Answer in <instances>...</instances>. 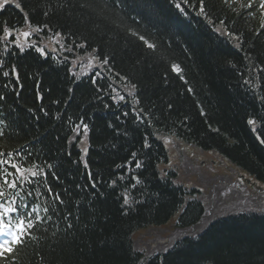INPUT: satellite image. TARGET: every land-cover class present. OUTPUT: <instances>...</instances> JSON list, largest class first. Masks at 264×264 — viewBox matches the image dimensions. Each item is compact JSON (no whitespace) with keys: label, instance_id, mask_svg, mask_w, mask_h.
Segmentation results:
<instances>
[{"label":"trees","instance_id":"1","mask_svg":"<svg viewBox=\"0 0 264 264\" xmlns=\"http://www.w3.org/2000/svg\"><path fill=\"white\" fill-rule=\"evenodd\" d=\"M188 1L182 13L171 0H18L21 8L0 12V152L47 174L19 189L32 192L28 203L38 204L45 219L15 253L16 264H264V218L250 215L211 222L200 235L181 238L149 260L140 252L142 234L137 231L153 224L174 226L184 213L176 215L180 201L190 200L187 189L154 171L165 151L152 129L227 158L264 186V16L259 0H252V8L249 0H206L212 21H225L217 35L198 15L199 0ZM25 18L42 31L60 32L70 51L99 49L104 83L94 87L87 80L74 86L64 62L20 52L12 36L5 39L4 29L23 26ZM225 29L241 39L221 34ZM141 35L155 47L149 49ZM105 56L111 58L108 65ZM173 63L182 68L184 81L171 71ZM12 65L18 82L2 75ZM109 84L127 93L137 86V109L148 114L143 122L117 110ZM249 118L257 123L250 126ZM78 120L90 129L87 168L65 137ZM145 137L150 148L143 146ZM136 160L142 168L135 167ZM133 176L140 179L136 203V187L128 188L135 183ZM49 186L62 204L48 194ZM125 194L129 206L123 205ZM43 208L50 209L47 215ZM5 264H13V258Z\"/></svg>","mask_w":264,"mask_h":264},{"label":"snow or ice","instance_id":"2","mask_svg":"<svg viewBox=\"0 0 264 264\" xmlns=\"http://www.w3.org/2000/svg\"><path fill=\"white\" fill-rule=\"evenodd\" d=\"M10 0H3V2H0V10H2L6 4H8ZM185 3L188 2V0H184ZM227 2V0H226ZM16 8H21L20 3L15 4ZM177 8L181 7V4L176 5ZM248 8L253 7L252 0H249V3L247 5ZM259 8L264 10V0H259ZM47 15V13H45ZM198 15H201L202 17H205L208 21L209 24H212V17L209 14L208 11H206V0H199V9H198ZM261 15L264 16V12H261ZM27 19V18H26ZM225 21L220 20V25H224ZM261 30H264V23H261L260 26ZM37 31H42V29L39 28V26L36 29ZM215 31L220 33V29L216 28ZM5 32V39H10L12 36V31H9L7 28L4 29ZM223 35H229L232 36L234 39H241V37H238L234 32H229L227 29L223 33ZM23 37L27 40L32 34L29 32H23L22 33ZM61 35L60 32L56 33V36L59 37ZM133 36L137 35V33L133 32ZM139 39L144 42V44L149 48L152 49L155 46L150 43L143 35L139 36ZM15 47H17L20 52H24L26 50L25 46L22 45L19 42V38L15 41H13ZM34 45H27L28 48L33 47ZM36 51L39 52L42 56H46L47 53L44 51L43 48L39 46H35ZM79 47L84 48L86 47V44H80ZM239 47V45H237ZM70 50V49H69ZM5 51H7V47H5ZM93 52L99 55V49H93ZM111 58L105 56L103 58V64L108 65L110 63ZM89 64H91V61H89ZM3 63L0 62V69H2ZM171 71L175 73L177 76H179L180 80L184 81L185 77L181 74L182 73V68L180 67L179 64L173 63L171 64ZM2 75L4 77H14L16 81H19V73L17 71V68L15 65L11 66V70H4L2 71ZM102 75L100 71L96 72V75L92 77V83L95 85L97 84V79ZM119 76V79L125 80L127 79L124 76ZM79 79V77H77ZM249 81L245 80V84H248ZM109 88H111V91L115 93L114 96H112V100L114 103L118 102H125L126 97L125 95H121L120 93L117 92L115 88L112 87L111 84L108 85ZM132 90L127 93L129 97H136V85L132 84ZM98 91L100 90L99 88L97 89ZM71 91V89H70ZM192 90L189 89V92ZM4 97L0 96V100H3ZM140 104V100L138 97L132 100V112L133 115L136 117L137 122H143L144 119L147 117L148 114L141 115V113L144 112L143 108H140L139 111H137V106ZM172 105L169 104V108H171ZM203 114V112L201 113ZM123 115L127 116L128 112L123 113ZM247 123L251 125H255L257 123V120L254 118H249ZM83 128L84 133L87 134V129L88 125L83 122V120L80 121L79 124L75 126L73 129L77 135H79V130L80 128ZM253 131H258L257 128H253ZM3 133L0 132V135ZM257 139H260L259 136H257ZM165 143H167V140H165ZM261 143H264V140H261ZM144 148H150V143L148 142L147 137H145L144 140ZM18 156L19 153H16ZM28 155H31L30 153ZM133 157H135L137 154L133 153ZM38 166L33 165V168H37ZM51 167V166H49ZM85 167L87 168V163L85 162ZM135 167L137 169H140L143 167V162L140 160L135 161ZM10 169L14 171H10ZM25 172H30L31 177L33 179H36L41 173H43V170L40 169L39 171L37 170H32V169H26L24 168L21 163L18 160L13 159V154L8 153L7 157L5 158V154L0 152V264H5V262L9 258H13V264H16L15 261V253L18 252V250L23 247L28 240L33 239L32 235V230L36 228V226L40 223H42L45 219L44 216H41L40 214V206L38 204H33L30 205L28 203V198L32 196V192L29 191L27 192L26 197H21V200L23 201L22 203L17 202V197L21 196V193L19 189L24 188V184L28 183L31 184L33 183V180L29 179L28 175H25ZM44 175H47L46 173H43ZM11 177V179H10ZM89 178L91 179V174L89 175ZM132 180L135 181L131 185V187L135 188L139 183L140 179L138 176H133ZM115 183V181H113ZM93 187H95V182H93ZM11 190V191H9ZM48 194L50 196H53L54 200L63 203L61 196L59 193H53L51 187L49 186L47 188ZM12 192H15V195H12ZM11 196V199L9 197ZM123 205L124 206H129L130 205V198L127 194L124 195L123 197ZM50 209L49 208H43V212L45 215L49 213ZM49 219H51L50 216H48ZM72 225L69 224V228H71Z\"/></svg>","mask_w":264,"mask_h":264},{"label":"rangeland","instance_id":"3","mask_svg":"<svg viewBox=\"0 0 264 264\" xmlns=\"http://www.w3.org/2000/svg\"><path fill=\"white\" fill-rule=\"evenodd\" d=\"M0 2H3V0H0ZM14 0H10L8 4H13ZM177 150V153H174L172 156L173 160H177L180 158V154L185 155L187 152L183 150V147L180 146ZM210 152H208L209 154ZM211 154V153H210ZM192 160H195L197 164L199 165L200 161L204 160L205 162H209L212 158L209 156L204 155H198L196 153H190L189 155ZM224 163L229 164V162L222 157ZM232 166V165H231ZM201 170H206L205 168ZM224 171V170H223ZM200 172V170H199ZM218 173H210L209 174H201L205 177H210L212 175L213 177L208 179V184H210V181L213 179L219 181L220 176H223V172L221 170H217ZM217 176V177H216ZM193 182L199 183V178L197 176H190ZM231 177V176H229ZM225 176V180L221 183V190L222 195L218 197V203L214 202L211 206L214 208L213 211H209L206 207V212L203 218L200 220V223L198 225H195L193 227H188L185 229L178 228L172 225H169L167 227L162 226H153L150 227L148 230H141L144 232H151V234H148L146 238L141 239V245L140 249L141 251L146 252L147 254H152L154 252L159 253H165L166 250L170 249L178 240L180 236L183 235H195L199 233L206 225V223L210 220H216L223 218L228 215H235L237 213H254V214H264V189L261 193V196L258 197V199L249 200L246 196V193L250 192L247 189H244L243 187H240L239 185H236L234 182L230 180V178ZM233 179V177H231ZM221 182V181H219ZM200 186V185H199ZM218 186V184H217ZM201 188V186H200ZM205 193V192H204ZM207 194V193H205ZM203 195V190L201 191V198ZM180 229V230H179ZM137 231V232H141ZM135 232V234L137 233ZM134 234V235H135ZM134 240V238H133ZM136 248V245H135Z\"/></svg>","mask_w":264,"mask_h":264}]
</instances>
